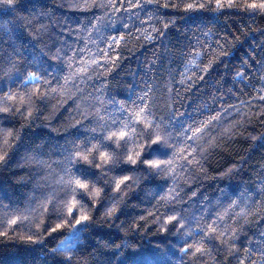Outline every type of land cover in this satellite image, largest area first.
I'll use <instances>...</instances> for the list:
<instances>
[{"label": "trees", "instance_id": "trees-1", "mask_svg": "<svg viewBox=\"0 0 264 264\" xmlns=\"http://www.w3.org/2000/svg\"><path fill=\"white\" fill-rule=\"evenodd\" d=\"M165 2L169 3L168 8L160 7L157 11V5L148 4L144 10H134L139 15H132L130 19L123 11H109L104 24L114 27L97 24L96 18L105 10L93 7L92 0L87 7L82 0H23L27 8L17 5L18 10L9 14H4L6 6L0 3V9H4L0 11V20L11 21L9 28L12 29L11 36L0 38L3 60L7 64L8 57L12 56L24 79L33 71L46 69V75L42 70L37 74L44 75L55 86L56 79L72 71L67 67L69 58L77 67V61L88 59L89 52L102 61V67L97 70L102 75L90 72L93 77L90 80L76 78L75 84L69 82L70 91L65 96L53 95L41 101L39 96L44 95L47 86L36 85L40 93L32 98V116L15 115L3 122L18 139L7 149L12 163L0 171V191L6 192L21 209L28 205L36 182L33 177L40 179V171L48 174V169L41 170L34 157L39 156L60 173L56 162L63 158L61 150L66 141L75 138L73 125L80 119L78 109L88 112L99 109L101 114H106L107 108L119 114L109 103L111 99L127 101L132 94V100H136L150 87L148 102L156 115L165 119L167 111L177 107L181 112H192L197 121L221 113L220 120L213 121L198 141L204 158L197 156L200 165L193 162L186 167L178 189L180 195L175 201L170 197L167 201L161 200L171 187L170 181L137 180L143 173L129 171L125 173L131 177L128 183L136 182L139 186L126 190L121 185V191H127V195L106 219L105 196L110 198L120 193L97 185L103 191L89 211L95 223L82 236L84 251L76 256L74 264H108L113 253L117 255L111 264H120L130 256L137 259H129L127 264H236L219 240L210 241L206 237L200 246L210 249V253L200 259L184 255L180 251L183 241L178 243L177 234L172 232L173 225L166 223L171 215L195 216L199 220V223L192 222L189 244H197L202 239L199 229L206 228L218 215L224 216L218 231L226 225L230 231L242 228L240 238L254 252L255 241L262 239L259 233L264 231L261 226L264 220L245 223L240 213L247 212L248 221H253L256 220L253 213L258 208L264 211V101L258 99L264 80L260 79L259 64L254 63L264 57V14H251L252 10L245 7L251 0H234L233 7L220 9L216 7L217 0H161ZM228 2L224 0L225 4ZM188 3L205 6L185 11ZM125 23L128 28L122 27ZM153 28L161 29L163 35L152 31ZM117 34L125 39L114 50L109 49L108 38ZM146 34L153 39H145ZM193 49L213 55L205 56L202 61L195 57L200 67L208 70L201 72L193 68L187 73L191 77V91H186V86L177 81L182 79L179 73L184 64L193 59H185L182 53ZM58 51L66 54L63 62L54 58ZM238 72L244 73L246 79L242 81L236 75ZM201 75L203 80L199 79ZM9 83L12 91L25 99L26 92L34 90L32 85L25 86L23 80ZM222 108L228 111L222 112ZM128 147L133 149L134 145L130 143ZM109 176L122 178L119 173H109ZM4 203L10 202L5 199ZM47 219V214L42 217L44 221ZM184 223L187 225L188 220ZM13 227L17 226H9L7 222L0 227V232L9 233L7 237L0 236V264H59L63 259L62 255L53 256L51 249L58 241L48 243L51 237H45V246L27 240L31 234L29 229L36 231L32 224L17 227L16 232L12 231ZM63 231L66 233L68 229ZM249 240L251 244L247 243ZM254 259L256 264H264L258 252Z\"/></svg>", "mask_w": 264, "mask_h": 264}, {"label": "snow or ice", "instance_id": "snow-or-ice-1", "mask_svg": "<svg viewBox=\"0 0 264 264\" xmlns=\"http://www.w3.org/2000/svg\"><path fill=\"white\" fill-rule=\"evenodd\" d=\"M0 3L6 6V11L0 9V11H4V14L15 13L18 10L17 5L27 8V5L23 4V0H0ZM82 3L87 7L89 0H82ZM148 4L157 5V11L160 7L168 8L170 6L167 2L161 3V0H92L93 7L105 10L103 15L96 18L97 24L104 27H114V25L104 24V18L109 14V11L115 13L123 11L129 14L130 19L132 15H139L134 10H144L145 5ZM172 6L175 7L176 5L173 4ZM204 6L202 3H188L185 11L203 8ZM225 6L233 7L234 0H229L227 4L224 3V0H217V9ZM245 7L252 10V15L264 14V0H251ZM145 14L147 15V12ZM10 23L11 21L5 23L0 20V38L4 35L11 36ZM142 23H147V21H142ZM93 27L96 28V25ZM122 27L128 28L129 26L125 23ZM96 30L99 31V28ZM152 31L163 35L161 29L153 28ZM124 39V36L119 34L111 35L108 38L110 42L107 43V47L114 50ZM145 39L151 40L153 37L146 34ZM0 43H2V39H0ZM220 47L223 51V46ZM13 51H16L14 46ZM2 53L3 49L0 48V171L11 166L12 160L7 149L11 146L12 141L18 139V136H14L10 129L4 127L3 122L10 121L11 117L15 115L25 118L32 116L30 111L32 98L39 96L40 93V89L35 87L36 85L47 86L44 95L39 96L43 101L53 95L56 97L67 95L70 91L67 87L69 82L75 84L76 78L90 80L93 78L89 75L90 72L102 75L97 71L102 67V61L96 59L95 54L89 52L88 59L77 61L78 67L69 58L67 67L72 71L69 75L60 78L63 83L60 82V79L53 78L56 79V85L53 86L51 80L46 79L44 75L37 74V71L42 70L46 75V69L33 71L27 74V79H24L13 57L9 56L7 64H5ZM64 55L66 54L58 51L54 58L63 62ZM75 55L73 53V56ZM182 55L185 59L188 57H193V59H189L188 63L184 64L182 73H179L182 79L177 83L185 85L186 91H191L189 84L191 77L187 73L193 68L201 72L208 70L201 68L195 57H199L202 61L205 56L213 54L193 49L182 53ZM110 62L114 63V61ZM254 63L259 64L260 79L264 80V57H261L259 61H254ZM208 67H211L210 63ZM13 70L15 71L13 72ZM236 75L242 81L246 79L244 73L238 72ZM5 76L7 80L3 79ZM199 79L203 80L204 76L201 75ZM21 80L25 86L32 85L34 89L26 92L27 99L25 96H18L17 93L13 92L9 83ZM194 83L195 81H192V84ZM150 91L151 88L146 87L143 94L137 96L136 100H132V94H130L127 97V101L131 102L130 104L125 100L111 99L109 103L119 114H113L107 108L104 110L106 114H101L99 109L94 112L78 109L80 119L73 125L76 128V132L73 133L75 138L66 141V145L61 150L63 158L56 162L60 173H56L51 164L40 160L39 156L34 157L33 159L40 165L41 170L48 169V174L44 175L43 171H40L38 173L40 179L33 177L36 180L35 186L30 194L28 205L23 209L18 207L6 192L0 191V227H3L5 222L9 226L21 228L32 224L36 231L29 229L31 232L27 236L29 242L45 246V237H51L48 243L58 241L55 247L51 249L53 256H63L59 264H74L76 256L84 251L82 236L95 223L89 215V211L92 210L90 206L95 203V199L103 191V188L97 187L98 184H102L109 192L120 193V195H113L110 198L105 196L104 217L106 219L114 214L116 204L127 195V191H121V185H124L126 190L139 186L136 182L128 183L131 177L125 173L129 171L143 173V176L138 177L137 180L164 178L166 183L170 181L171 187L167 190L166 196L161 197V200L167 201L170 197L172 201H175L180 195L178 189L183 178L182 173L186 167L192 165L193 162L200 165L197 156H200L201 159L204 158V150L198 141L213 121L220 120L221 113L212 115L206 120L197 121L192 112H181L180 108L177 107L174 110L169 109L165 119L164 116H157L150 106L148 102ZM258 91L261 93L258 99L264 101V87ZM176 95L179 96V92ZM101 103L103 104V101ZM182 106L180 105V107ZM229 107L235 108L234 105ZM227 111V108H222V112ZM90 116L91 119H89ZM82 121H88V123L82 124ZM92 124L95 126H90ZM78 125L79 127H77ZM189 141L192 143L189 144ZM130 143L134 145L133 149H129ZM198 148H200L199 152H197ZM180 161L184 163H180ZM109 173H119L122 178L110 177ZM5 199L10 202L8 205L4 203ZM49 207H51V211H49ZM46 214L48 219L44 221L42 217ZM253 215L256 220L248 221V213L244 211L240 213V217L244 219L245 223H257L264 220V211L260 208ZM185 220H188L187 225L184 223ZM193 221L199 223L195 216L189 218L171 215L166 221V223L173 225L172 232L177 234L178 243L183 241L180 251L184 255L191 254L200 259L210 253V249L200 246L203 244V238L206 237L210 241L219 240L226 247L228 255L236 261V264H245L246 261L248 264H256L254 259L256 252L259 253L261 260H264V231L259 233L262 239L255 241L257 247L256 252H254L251 248L245 247V241L241 240L239 233L242 232V228L230 231V226L226 225L218 231L220 224L224 221V216L218 215L216 220L207 223L206 228L199 229L202 239L193 245L188 243V237L193 235L191 231ZM261 226L264 227V225ZM17 227H13L12 231L16 232ZM66 228L68 231L65 233L63 230ZM8 234L7 230L0 232V236L7 237ZM34 237L37 238L34 239ZM238 243L240 247H237ZM247 243L251 244L252 241L249 240ZM185 244L187 246H184ZM242 252L244 253L243 256H241ZM116 255L113 253V256L109 257L108 264H111V260ZM129 259H137V257H127L121 260L120 264H127Z\"/></svg>", "mask_w": 264, "mask_h": 264}]
</instances>
